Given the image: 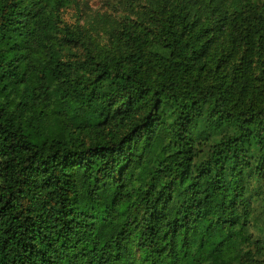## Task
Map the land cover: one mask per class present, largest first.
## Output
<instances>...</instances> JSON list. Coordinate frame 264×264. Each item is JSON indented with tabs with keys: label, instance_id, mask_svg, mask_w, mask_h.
<instances>
[{
	"label": "trees",
	"instance_id": "16d2710c",
	"mask_svg": "<svg viewBox=\"0 0 264 264\" xmlns=\"http://www.w3.org/2000/svg\"><path fill=\"white\" fill-rule=\"evenodd\" d=\"M0 0V264H264V0Z\"/></svg>",
	"mask_w": 264,
	"mask_h": 264
},
{
	"label": "rangeland",
	"instance_id": "374dc122",
	"mask_svg": "<svg viewBox=\"0 0 264 264\" xmlns=\"http://www.w3.org/2000/svg\"><path fill=\"white\" fill-rule=\"evenodd\" d=\"M91 9L94 11L103 8L104 0H87Z\"/></svg>",
	"mask_w": 264,
	"mask_h": 264
}]
</instances>
